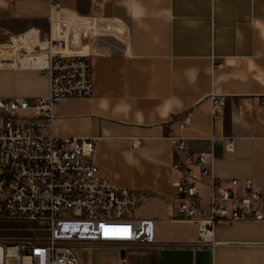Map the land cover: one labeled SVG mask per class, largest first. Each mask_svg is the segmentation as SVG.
Instances as JSON below:
<instances>
[{"label":"crops","instance_id":"crops-1","mask_svg":"<svg viewBox=\"0 0 264 264\" xmlns=\"http://www.w3.org/2000/svg\"><path fill=\"white\" fill-rule=\"evenodd\" d=\"M60 3L93 15L90 0ZM49 11L46 0H0V46L31 32L46 42ZM101 16L102 34L80 50L91 62L92 94L56 104L51 132L93 140V162L114 186L145 191L134 216L153 220L154 243L124 259L113 248L87 250L93 263L264 264V221L219 225L212 244L199 242L196 226L177 212L171 169L186 156L208 155L211 173L198 184L204 209L211 177L228 189L237 180L238 196L247 195L246 181L264 189V0H109ZM49 93L41 73L0 70V98ZM214 96L225 98L217 118ZM185 115L190 124L181 128ZM173 137L187 150H175Z\"/></svg>","mask_w":264,"mask_h":264},{"label":"built area","instance_id":"built-area-1","mask_svg":"<svg viewBox=\"0 0 264 264\" xmlns=\"http://www.w3.org/2000/svg\"><path fill=\"white\" fill-rule=\"evenodd\" d=\"M46 1V42L38 43L31 32L0 46V70L38 72L50 84L47 98H0V221L44 225L45 236L0 240V264H81L79 250L127 251L154 243L153 220L134 216L137 206L148 200L145 191L136 196L132 189L114 186L93 162V140L51 132L56 104L92 94L91 62L80 50L102 34L95 21L107 20L101 11L109 0H90L91 16L64 7L60 0ZM211 101L217 118L225 98L214 96ZM189 124L185 115L181 128ZM171 143L177 151L187 150L181 137L171 138ZM225 151L233 153L232 142ZM171 169L176 174L173 190L180 197L177 212L182 221L196 226L200 243L212 244L216 226L264 221V189L249 181L243 185L247 195L238 196L233 190L237 180L228 189L211 177L209 206H199V179L211 173L207 154L186 156Z\"/></svg>","mask_w":264,"mask_h":264},{"label":"rangeland","instance_id":"rangeland-1","mask_svg":"<svg viewBox=\"0 0 264 264\" xmlns=\"http://www.w3.org/2000/svg\"><path fill=\"white\" fill-rule=\"evenodd\" d=\"M44 225L34 224L27 221L7 220L0 221V240L5 242H15L25 238L45 236ZM78 256L82 264H94L91 252L79 250Z\"/></svg>","mask_w":264,"mask_h":264},{"label":"water","instance_id":"water-1","mask_svg":"<svg viewBox=\"0 0 264 264\" xmlns=\"http://www.w3.org/2000/svg\"><path fill=\"white\" fill-rule=\"evenodd\" d=\"M124 257H125V251H121V252H120V258H121V259H124Z\"/></svg>","mask_w":264,"mask_h":264}]
</instances>
